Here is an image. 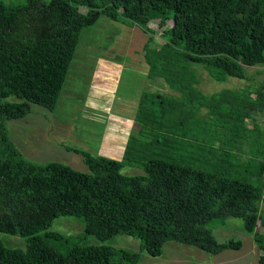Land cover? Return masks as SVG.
Listing matches in <instances>:
<instances>
[{"label":"trees","instance_id":"trees-1","mask_svg":"<svg viewBox=\"0 0 264 264\" xmlns=\"http://www.w3.org/2000/svg\"><path fill=\"white\" fill-rule=\"evenodd\" d=\"M101 15L144 28L148 76L163 77L173 90H184L185 77L195 76L182 59L207 65L220 80L248 76L246 65H264V0H27L17 5L0 0V231L26 238L25 248L7 246L0 238V264H138L142 251L161 255L169 240L214 253L240 249L241 239L220 241L208 226L227 216L244 219L264 264V234L257 229L264 225L263 191L218 171L221 163L209 171L174 155L180 147L170 142L178 141L177 135L165 134L172 123L163 118L166 110L178 108V95L169 97L167 106L162 92L141 95L124 159L67 145L82 154L89 171L59 160L34 161L11 140L8 119L26 116L33 103L54 109L82 31ZM155 19L163 28L161 44L150 26ZM151 130L155 137L145 173H124L134 147L143 145L135 132ZM60 215L83 220L79 238L92 234L103 241L126 233L141 240L139 250L78 242L64 253L52 243L62 234L49 229Z\"/></svg>","mask_w":264,"mask_h":264},{"label":"rangeland","instance_id":"rangeland-1","mask_svg":"<svg viewBox=\"0 0 264 264\" xmlns=\"http://www.w3.org/2000/svg\"><path fill=\"white\" fill-rule=\"evenodd\" d=\"M1 1L13 5L27 2V0ZM168 25H171V20L168 21ZM150 26L154 41L163 43L165 37L159 21L153 20ZM134 27L141 33L135 34L131 39ZM148 36L141 25L125 21L123 17L116 21L107 15H101L96 23L86 26L80 35L68 77L54 109L50 110L33 103L31 112L26 116L6 121L10 138L22 154L37 162L59 160L76 169L89 171L82 154L68 149L67 145L84 148L94 154H105L101 145L107 137L109 138L108 133L113 132L116 119L115 114H110L107 110L109 108L105 105L115 109L119 98L152 92L146 87L149 64L146 62L145 48ZM181 62L186 69L193 70L195 76H210V81L204 82L212 84L209 92L218 90L225 83L213 79L209 73L210 69L203 63L185 59ZM109 63L112 66H109ZM245 69L251 77L239 78L228 75L230 77L227 85H233L235 88L240 85L242 88L239 87V90L232 93L230 103L216 107L213 118L199 116L194 105L185 111L179 106L177 109L172 107L166 110L163 118L165 123H172V129L164 131L168 135H177L178 141L174 138L170 144L181 143V149L174 148L176 151L174 155L178 159L181 155L186 156L191 149L182 143L202 144L198 146L204 145V149H212L210 147L214 146L213 150L219 154L228 152L226 158L229 157L228 160L233 162L234 166L227 168L222 162L223 166L220 165L218 171L226 172L229 177L247 179L260 186L263 191L261 212L264 218V153L259 152L260 149H264V144L256 136L262 131L259 126L256 128V125L264 121V65H246ZM183 82L188 85L182 90L183 93L188 99L194 100L195 96L199 95L200 87L195 86V80L190 76H186ZM162 93L167 96L162 97L164 106L168 105L171 99L169 97L177 96L169 92ZM105 99L108 100L107 103ZM157 106L160 104L157 103ZM151 132L142 135L135 132L143 145L138 143L134 147V153L126 159L122 170L124 173H145L144 161L149 155L147 154L149 147L152 146L150 141L155 137V132L153 130ZM224 141H231L232 144L226 145ZM217 142L223 144L219 145ZM246 148H250L251 152L243 153V149ZM200 151L202 153L204 150L201 148ZM124 154L120 159H124ZM184 163L209 171L216 170V165L212 162L207 164L196 160ZM208 226L220 241L230 238L241 239L243 241L241 250L226 249L214 253L196 245L169 240L165 243L161 255L154 256L146 250L142 251L138 264H259V255L255 253L254 246L257 242L254 235L245 229L242 217L213 218L208 222ZM49 229L62 234V237L53 239L52 243L64 253L78 242L104 243L129 250H139L141 244L139 238L126 233H119L103 241L92 234L79 238L77 234L84 231V222L74 215L56 217ZM257 229L264 234V225ZM0 238L7 246L26 247V238L19 234L0 231Z\"/></svg>","mask_w":264,"mask_h":264},{"label":"crops","instance_id":"crops-1","mask_svg":"<svg viewBox=\"0 0 264 264\" xmlns=\"http://www.w3.org/2000/svg\"><path fill=\"white\" fill-rule=\"evenodd\" d=\"M115 20V19H114ZM118 21V19H116ZM134 32L132 33V38H134L135 34L141 33L140 30H136L135 27ZM136 31V32H135ZM129 33V32H128ZM127 33V35H128ZM147 62V61H146ZM108 66V63H107ZM109 66H112V64L109 63ZM210 76H194L195 80V86L200 87L198 90L199 95L195 96V99H188V96L183 95L182 91L173 90L171 86L166 82V80L163 77H152L147 76L146 78V87L147 89H150L152 92H169L178 95V106L182 110H186L189 106L194 105L196 107V112L199 116H208L210 118H213V115L216 114V107H218L220 104L230 103L232 100V93L235 90H239L238 88L241 87L240 85L238 88H235L233 85H227L226 83L229 81V77L227 76L224 79L220 80L217 79L215 76L213 79L225 82L221 88H218V90H212L209 92V88H211L212 84L209 85V83L204 84L206 81L209 80ZM237 77V76H234ZM248 78L251 76H245V77H239V78ZM105 77H103L104 79ZM232 84V83H231ZM242 88V87H241ZM219 94V95H218ZM142 93L138 95H130L125 96L122 98H119L117 101V105L115 106V109H112V107H109L110 105H105V107H108L107 109L110 114L114 113L116 119L114 120L115 126L112 133H108L105 127L106 132L109 134V138L107 137V140L102 142V151L105 153L104 155L115 157V158H121L122 155L125 152L130 134L132 133L133 129L136 130L137 124L135 121L137 108L140 102ZM219 96V97H218ZM105 103H107V99H105ZM107 112V111H106ZM259 126V127H258ZM261 129L262 131H259L256 135L259 137V141L264 144V121H262L260 124L256 125V128ZM226 145L232 144L231 141H224ZM185 147H191V149L186 154L187 160L195 162L196 160L204 161L207 164L215 163V165L220 164L222 162H229L228 158H226L227 153L225 152L223 154H219V152L213 150L215 147L211 146L212 149H206L202 153L200 149L204 146H198L202 144H195L187 143L186 145L182 143ZM217 144H223L217 142ZM180 149L181 143L179 144ZM203 149V148H202ZM251 152L250 148L243 149V153H249ZM260 153H264V149L259 150ZM185 157V156H183ZM256 250L255 253L259 255L260 249L258 247V244L254 245ZM236 251H240V249H235ZM225 251V250H224Z\"/></svg>","mask_w":264,"mask_h":264}]
</instances>
